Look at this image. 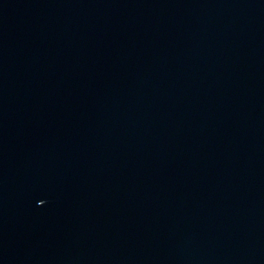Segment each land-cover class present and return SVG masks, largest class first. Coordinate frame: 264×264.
<instances>
[{"label": "water", "instance_id": "water-1", "mask_svg": "<svg viewBox=\"0 0 264 264\" xmlns=\"http://www.w3.org/2000/svg\"><path fill=\"white\" fill-rule=\"evenodd\" d=\"M0 264H264V0H0Z\"/></svg>", "mask_w": 264, "mask_h": 264}]
</instances>
